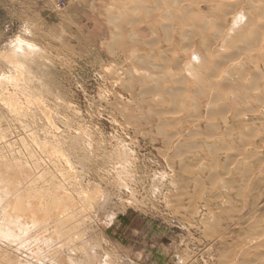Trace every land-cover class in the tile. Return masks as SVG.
<instances>
[{
  "label": "rangeland",
  "instance_id": "374dc122",
  "mask_svg": "<svg viewBox=\"0 0 264 264\" xmlns=\"http://www.w3.org/2000/svg\"><path fill=\"white\" fill-rule=\"evenodd\" d=\"M261 23L264 0H0V264H264V102L240 119L232 70L264 69Z\"/></svg>",
  "mask_w": 264,
  "mask_h": 264
},
{
  "label": "bare ground",
  "instance_id": "6f19581e",
  "mask_svg": "<svg viewBox=\"0 0 264 264\" xmlns=\"http://www.w3.org/2000/svg\"><path fill=\"white\" fill-rule=\"evenodd\" d=\"M234 3V2H233ZM257 4V3H256ZM262 4V3H261ZM260 5V4H259ZM230 6V5H229ZM221 8V6H219V9ZM222 8L223 9H225V8H229L228 6H226V5H223L222 6ZM237 22V21H236ZM238 23V22H237ZM258 24H255V26L253 25V27H250V29H248V31L247 32H244L243 33V31H242V34H241V37H243V39L245 40V42L246 43H248V46H251V48L252 47H254L255 46V44L257 45L258 43H262V44H264V23H263V25H262V23H261V25H262V27L260 28V29H256V28H258V27H256ZM260 25V26H261ZM234 27V26H233ZM236 27H237V25H236ZM255 27V28H254ZM232 36V35H231ZM239 36H240V34H239ZM227 38V37H226ZM225 37H222V39H220V43H221V40H222V42H224V43H226V41H228V39H226ZM230 38V37H229ZM240 38V37H239ZM243 42V41H242ZM258 42V43H257ZM244 43V42H243ZM245 43V45H247ZM253 44H254V46H253ZM247 46V47H248ZM250 48V49H251ZM243 49V48H242ZM240 50V49H239ZM226 53V52H225ZM224 55V54H223ZM252 56V55H251ZM255 56V55H254ZM254 56H252L253 58H254ZM222 57V56H221ZM251 57V58H252ZM223 58V57H222ZM178 59V58H177ZM255 59V58H254ZM253 59V60H254ZM220 60V59H219ZM252 60V59H251ZM250 60V62H252ZM217 61H218V59H217ZM255 61V60H254ZM178 62V64H179V66H181V68L182 69H186V71H188L189 73H191V74H193L194 76L195 75H197L199 72H200V68H198V67H195L194 66V64H193V60L192 59H186L184 62L180 59L179 61H177ZM219 62H221V61H219ZM222 64V63H221ZM239 64L237 63H235V64H233L232 66V70L234 69L235 71H237L238 69H240V71H239V74H238V76H236L237 77V79H247V77L249 78V80H250V88L249 89H253L254 91H255V93L253 94V99H254V101L252 102V101H249L248 100V102L246 103V105L244 106V107H240L239 106V111H237V109L235 110V112L237 111V115H238V117L240 118V119H242V118H247L248 116H250L251 114H253V113H256V111L258 110V108L260 107V105L262 104V102H264V88H261V86H259V82H260V80H262L263 78H264V69H261V68H257V70H255V71H253V72H250L251 70H247V69H245V68H243V69H241V68H239V66H238ZM238 66V68H236ZM243 67V66H242ZM245 67V66H244ZM217 73V72H216ZM229 73H231L230 71H229ZM211 74V73H210ZM222 74H223V72H222ZM230 75V74H229ZM233 75V74H232ZM177 76V75H176ZM228 77V76H227ZM231 77H233V76H231ZM172 78H174V77H172ZM184 77H182V79H183ZM226 77H224L223 79H225ZM234 78V77H233ZM175 80V79H174ZM181 79H179V81H180ZM210 80V79H209ZM177 81V80H176ZM179 81H177V83L175 82V84H176V87H180L181 88V84L179 83ZM223 81V80H222ZM221 81V82H222ZM246 82H248V80L246 81ZM181 83H182V81H181ZM228 84H229V81L227 82ZM227 83L225 84V85H227ZM178 85V86H177ZM158 86V85H157ZM224 86V85H223ZM239 86V85H238ZM144 87V86H143ZM146 87V86H145ZM184 87V86H183ZM182 87V88H183ZM225 87V86H224ZM241 87V86H240ZM173 88V87H172ZM181 88V89H182ZM179 89V88H178ZM248 89V90H249ZM222 90V89H221ZM246 91V90H245ZM251 91V90H250ZM237 92H239V91H237ZM228 93V92H227ZM236 93V92H235ZM213 94V93H212ZM215 93H214V96L213 97H215ZM218 95V94H217ZM219 96V95H218ZM232 96H233V94H232ZM217 97V96H216ZM221 97V98H220ZM211 98H212V96H211ZM219 98L221 99V101H222V99H223V96L221 95V96H219ZM214 99V98H213ZM219 99V100H220ZM215 100V99H214ZM214 100H211V101H213V102H209V103H214L215 101ZM217 100V99H216ZM261 103V104H260ZM208 105V104H207ZM209 106V105H208ZM213 106V105H212ZM207 108H209V107H207ZM210 108H211V106H210ZM224 108H226V106L225 105H223V107L221 108V110L222 109H224ZM212 109V108H211ZM211 109H209V110H211ZM227 110V109H226ZM197 111V110H196ZM212 111V110H211ZM223 112H224V110H222ZM233 111H234V109H233ZM207 112H208V110H207ZM225 112H227V111H225ZM229 112V111H228ZM213 113V112H212ZM218 113V112H217ZM222 113V112H221ZM214 114V113H213ZM233 114V113H232ZM235 115V114H234ZM208 117V116H207ZM176 118V117H175ZM179 118V117H178ZM235 122V121H234ZM212 123V122H211ZM224 123V122H223ZM226 123V122H225ZM213 124V126H214V123H212ZM212 124L210 125V123H209V125L210 126H212ZM228 126H230V125H228ZM245 137V136H244ZM225 144V143H224ZM215 145V144H214ZM223 145V144H222ZM227 146V145H226ZM225 147V146H224ZM227 148V147H226ZM235 148V147H234ZM238 148V147H237ZM229 149V148H228ZM231 149V148H230ZM230 155V154H229ZM233 155V154H232ZM230 157V156H229ZM227 158V157H226ZM229 159V158H228ZM227 159V160H228ZM229 163V162H228ZM227 163V164H228ZM224 166H226V165H224ZM227 168V167H226ZM246 168V167H245ZM245 168H243L244 170H245ZM247 170H248V168H246ZM214 170V169H213ZM214 172V171H213ZM244 173H246L245 171H243ZM243 173V174H244ZM213 174V173H212ZM241 176H243V175H241ZM210 178V177H209ZM212 178V177H211ZM244 180V179H243ZM260 224V223H259ZM261 225V224H260ZM260 229V228H259ZM262 229V228H261ZM257 230V229H256ZM262 231V230H261ZM263 231H264V229H263ZM262 233V232H261ZM254 241H255V239H254ZM251 244V243H250ZM252 244H255V243H252ZM252 244H251V246H252ZM258 246L257 247H262V249H263V247H264V241H261V242H259V244H257ZM246 247V246H245ZM248 247H249V245H248ZM255 247V246H254ZM242 250H243V248H242ZM253 254V253H252ZM257 254H260V253H257ZM259 255H257V257H258ZM256 257V258H257ZM258 259V258H257ZM260 259V258H259ZM261 261V260H260ZM245 262V261H244ZM264 262V261H263Z\"/></svg>",
  "mask_w": 264,
  "mask_h": 264
}]
</instances>
